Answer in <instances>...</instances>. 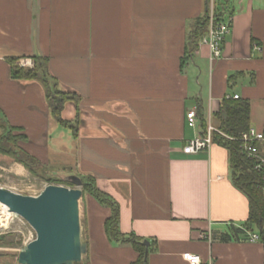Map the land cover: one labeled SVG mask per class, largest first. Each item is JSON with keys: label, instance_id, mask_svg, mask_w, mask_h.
I'll return each instance as SVG.
<instances>
[{"label": "crops", "instance_id": "crops-1", "mask_svg": "<svg viewBox=\"0 0 264 264\" xmlns=\"http://www.w3.org/2000/svg\"><path fill=\"white\" fill-rule=\"evenodd\" d=\"M209 1L0 0L2 128L22 135L19 147L40 165L51 163L49 152L58 147L50 149V139L64 126L40 82L9 75V58L20 57L21 66V60L32 65L33 55L45 57L57 89L80 96L77 106L67 102L61 111L76 132L65 127L71 160L58 167L92 176L117 201L119 230L149 242L147 264H188L185 252L202 264H264L263 242L235 231L247 218L248 200L233 184L229 150L212 142L196 153L182 151L208 124L218 127L226 95L247 99L249 127L264 132V0H228L231 30L221 56L210 60L209 47L197 44L185 60ZM188 62L206 65L199 90H191ZM257 150L264 158V142ZM109 214L90 195L82 199L84 264L136 259L129 244L107 238Z\"/></svg>", "mask_w": 264, "mask_h": 264}, {"label": "trees", "instance_id": "trees-1", "mask_svg": "<svg viewBox=\"0 0 264 264\" xmlns=\"http://www.w3.org/2000/svg\"><path fill=\"white\" fill-rule=\"evenodd\" d=\"M228 2V0H214L215 21L219 22L225 20L224 17ZM207 21L206 11L192 33L191 50L187 51L185 60L189 59V53L195 49L199 38L206 32ZM19 58L20 57L9 58L10 77L21 81L36 80L40 82L45 89L46 100L54 118L60 125L71 128L73 132H76L75 126H73L70 121L62 119L61 111L67 102H72L77 106L80 101V96L74 92H63L57 89V80L49 74L47 59L45 57L36 55L29 57L32 59V65L30 67L19 66L17 64ZM216 117L219 120L217 130L222 134L237 138L243 131L249 128V102L247 99L223 97L219 102ZM5 124L6 121L2 119L0 122V130ZM11 132V130H7L0 134V153L13 156L15 161L22 164L29 172L36 173L40 163L34 156L30 155L22 148H20V152L14 149L13 144H17L19 140L22 142L24 138L22 135L18 134L11 135ZM222 134L218 132L212 133V142L218 143L229 150L233 184L246 195L248 200L247 218L238 229H235V231L245 235L256 232L259 239L264 244V168L255 170V160L248 158L240 151L239 141L227 139V137ZM4 141L6 142L5 144H3ZM16 153H18L19 156L15 155ZM79 177L82 181V192L86 195H90L100 205L110 210L109 216L103 223L104 231L109 241L114 244H129L135 250L137 257L130 264H147L145 252L148 248L143 244V241L147 240L133 233L124 234L119 230V204L117 201L108 193L99 189L92 176L86 175ZM66 184L72 186V184L67 181ZM221 237L223 240L232 239L231 234H223ZM233 238L234 240L239 239Z\"/></svg>", "mask_w": 264, "mask_h": 264}, {"label": "water", "instance_id": "water-1", "mask_svg": "<svg viewBox=\"0 0 264 264\" xmlns=\"http://www.w3.org/2000/svg\"><path fill=\"white\" fill-rule=\"evenodd\" d=\"M65 179L72 187L49 184L36 196L0 187V203L24 219L36 235L19 250L18 264H73L86 254L78 205L82 181L77 175ZM143 244L148 247L149 242Z\"/></svg>", "mask_w": 264, "mask_h": 264}, {"label": "rangeland", "instance_id": "rangeland-1", "mask_svg": "<svg viewBox=\"0 0 264 264\" xmlns=\"http://www.w3.org/2000/svg\"><path fill=\"white\" fill-rule=\"evenodd\" d=\"M217 1V0H216ZM206 65L204 67L199 63V67L193 66L191 62L186 65L188 70L189 81L191 82V90H199L200 84L203 82V75ZM192 69V70H191ZM203 71L202 73L199 72ZM198 78V82L195 78ZM60 89V88H59ZM192 105V100L189 98L187 104ZM3 119V115L0 113V122ZM55 127V120H51V128ZM58 127V132L53 138L50 139L51 146L58 147L51 154V163L48 165H38L36 173H31L24 166L15 161L13 156H8L0 153V187L9 189L13 192L36 196L45 186L49 184L61 185L65 187H72L66 184V177L69 176V170L65 167L61 169L58 165L65 164L71 160L69 154V146L71 139L69 138V129L61 126ZM7 129H1L0 134L6 132ZM17 133H12L14 135ZM13 144L14 149L20 152L19 143ZM6 142L4 141L3 144ZM18 145V146H17ZM16 147V148H15ZM15 155H18L16 153ZM71 175V174H70ZM82 191V187H81ZM86 194L82 192L81 197L78 200L79 205V220L81 226V239L84 241L83 233V216H82V199ZM14 213H2L0 212V264H18L17 256L19 250L35 238V232L31 226L20 216L13 215ZM85 254L82 256L79 264H84ZM77 263V264H78ZM76 264V263H73Z\"/></svg>", "mask_w": 264, "mask_h": 264}, {"label": "built area", "instance_id": "built-area-1", "mask_svg": "<svg viewBox=\"0 0 264 264\" xmlns=\"http://www.w3.org/2000/svg\"><path fill=\"white\" fill-rule=\"evenodd\" d=\"M207 29L206 32L199 38L198 45L204 44L209 47L210 56L209 59L213 60L221 56L222 46L226 36L231 30V18L225 19L224 21H215V8L213 0L209 1L207 7ZM21 66L31 65L29 60H21ZM238 95H226L225 98L237 99ZM195 110H189L186 113L187 124L189 126L195 125ZM218 132L216 127L211 124L206 126V130L203 135H199L190 141L183 147L182 151L185 154H192L204 149H209L212 144V133ZM225 135V134H222ZM227 139L238 140L240 145V151L248 158L255 160L254 169L260 170L264 168V158L261 157L257 150V144L264 142V132L258 131L255 128L249 127L246 131H243L239 137L227 136ZM16 215V214H15ZM18 216V215H17ZM259 239L258 234L249 233L248 240L256 241ZM182 257L188 264H202V260L196 254L185 252ZM209 264V263H208Z\"/></svg>", "mask_w": 264, "mask_h": 264}, {"label": "bare ground", "instance_id": "bare-ground-1", "mask_svg": "<svg viewBox=\"0 0 264 264\" xmlns=\"http://www.w3.org/2000/svg\"><path fill=\"white\" fill-rule=\"evenodd\" d=\"M0 212L5 213V214L10 213V211H8L7 207L2 203H0ZM13 215H15V213Z\"/></svg>", "mask_w": 264, "mask_h": 264}]
</instances>
